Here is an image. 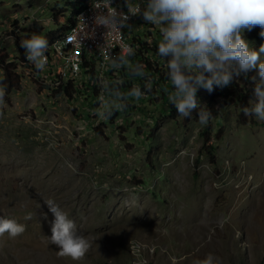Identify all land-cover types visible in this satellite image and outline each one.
<instances>
[{
	"label": "rangeland",
	"instance_id": "374dc122",
	"mask_svg": "<svg viewBox=\"0 0 264 264\" xmlns=\"http://www.w3.org/2000/svg\"><path fill=\"white\" fill-rule=\"evenodd\" d=\"M72 1L0 0V48L19 76L0 105V216L25 226L0 236V264H194L209 253L215 264H264V120L218 99L211 156L198 116L171 115L160 100L134 98L98 123L81 97L55 95L16 60L14 36L48 41ZM132 27L161 39L142 15ZM48 199L89 240L83 259L49 243Z\"/></svg>",
	"mask_w": 264,
	"mask_h": 264
},
{
	"label": "clouds",
	"instance_id": "9594fccd",
	"mask_svg": "<svg viewBox=\"0 0 264 264\" xmlns=\"http://www.w3.org/2000/svg\"><path fill=\"white\" fill-rule=\"evenodd\" d=\"M123 9L112 6V0H93L95 10L94 24L107 30L131 28L130 16L142 15L146 23L155 25L161 39L157 43V54L165 58L167 76L173 90L168 101L177 113L190 118L200 108L197 92L204 89L212 93L216 88L230 86L250 71L256 75L250 79L253 84L251 108L243 107L245 116H255L264 120V43L253 48L243 37V32L259 27V35L264 38V0H123ZM143 5V7H142ZM83 20V18H82ZM25 50L26 60L37 71H43L47 64L48 41L33 32L20 41ZM131 46L126 47V55H106L114 67L127 63V56L134 55ZM142 74V70L137 68ZM151 90V84L146 85ZM139 87L133 88L128 95L139 98L144 95ZM6 87L0 84V105L4 103ZM119 95V93H117ZM123 109L125 105L119 104ZM99 121L108 120L113 111L107 105L93 112ZM199 122L207 125L211 111L201 108L197 112ZM83 130V125L79 126ZM44 203L53 215L50 221V244L58 249L61 257L73 261L84 258L90 242L79 234L77 226L55 201ZM46 218V216H45ZM31 219V216L27 217ZM25 226L13 219L0 216V236L8 233L10 237L20 236ZM194 264H215V257L209 253L203 260Z\"/></svg>",
	"mask_w": 264,
	"mask_h": 264
},
{
	"label": "trees",
	"instance_id": "16d2710c",
	"mask_svg": "<svg viewBox=\"0 0 264 264\" xmlns=\"http://www.w3.org/2000/svg\"><path fill=\"white\" fill-rule=\"evenodd\" d=\"M85 0H73L69 3L70 10L65 15L66 21H71L73 14L81 7ZM260 28H254L252 31H245L246 38H262L259 35ZM125 33L129 34L130 42L135 45L134 55L127 56V63H123L120 67L112 66V69L104 72L103 78L97 80L92 71L87 74V82L85 84H78L71 87L69 83H59L55 88H50L49 84H45L48 90H51L55 95L63 92V95L69 100H76L81 97L86 100L89 108L95 107L98 102L96 97L101 93L104 97L111 100L107 105L112 109L113 115H116L119 110V104L123 103L125 107L123 110L132 108L131 101L135 98L129 96L128 93L135 87L145 93L143 97H147L150 102L156 103L160 100L168 109L171 115H176L175 107L169 103L168 94L173 90L171 81L167 76V68L165 65V58L157 54V43L159 42L153 34L148 30L145 33H137L133 27L126 28ZM53 35V34H52ZM51 35V36H52ZM23 36H14L13 44L17 50L16 59L23 60L25 50L20 46V41ZM16 62L8 59V55L0 48V69L2 75L0 83L6 87V91L18 87L19 76L15 72ZM137 68L142 70V74L137 71ZM115 71V72H113ZM256 72L250 71L247 76H241L236 79L230 86L224 88H216L211 94L204 89H199L197 92L200 108L192 113L197 116V112L201 108H206L211 111V118L215 117L218 113L217 100L218 99H231L234 100L238 106H250V99L253 98V84L251 77L255 76ZM151 84L149 91L146 85ZM119 93V95H117ZM211 118L207 125H203L200 131L202 136V147H207V153L211 156L214 146L208 140L206 135L211 128ZM199 160V156L195 157V161Z\"/></svg>",
	"mask_w": 264,
	"mask_h": 264
},
{
	"label": "built area",
	"instance_id": "2783aa9c",
	"mask_svg": "<svg viewBox=\"0 0 264 264\" xmlns=\"http://www.w3.org/2000/svg\"><path fill=\"white\" fill-rule=\"evenodd\" d=\"M92 3L93 0H85L73 14L71 21L65 19L59 21L56 32L48 39L47 64L43 71H37L26 60L25 55L23 60L16 59L18 64L26 67L25 75L41 74L49 80L47 84L50 88H55L59 83H69L74 87L87 82L89 71H92L97 80L103 78L104 72L112 69V64L105 58L106 55L124 56L127 46L135 49V45L130 42L129 34L125 33L127 27L121 30H107L103 26L94 24L95 10ZM112 6H119L127 11L123 0H112ZM139 16H130L129 23L132 25ZM104 98L106 97L98 93L96 97L98 104L93 108H89L86 100L81 98L85 112L93 114L101 104L105 103Z\"/></svg>",
	"mask_w": 264,
	"mask_h": 264
}]
</instances>
